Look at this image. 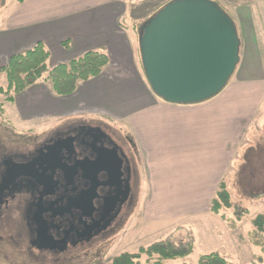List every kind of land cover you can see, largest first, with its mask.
Here are the masks:
<instances>
[{
    "label": "rangeland",
    "instance_id": "1",
    "mask_svg": "<svg viewBox=\"0 0 264 264\" xmlns=\"http://www.w3.org/2000/svg\"><path fill=\"white\" fill-rule=\"evenodd\" d=\"M168 1L126 0L127 10L124 14L127 16L125 21L120 20L119 23L126 27V41L134 51L136 68L132 74L123 76L119 75L120 70H115L118 81L110 78L105 68L100 76L102 80L95 77L87 83L93 84V90L87 96L90 104L110 113L133 114L117 121L105 118L102 113L84 118L90 119L87 123L92 125L97 122L109 124L118 131L126 132L137 142L142 181L136 211L114 234L88 249H80L74 261L56 260L51 256L35 259L30 256L25 244L17 242V238L9 240L13 235L11 230L0 228V264H113V259L122 253L135 254L141 247L164 239L185 241L190 234L195 244L193 254L166 261L165 264H198L201 255L212 252L221 254L230 264H254L258 263L260 256L264 258L261 248L250 240L252 219L264 214V99L256 103V108L249 115H245L243 109H235L221 125L215 122V112L218 111L219 115V111L223 110L222 104L216 101L218 96L198 104L171 105L151 91L141 67L139 31ZM213 1L232 18L234 11L244 14L243 26L258 24L264 37V0ZM17 4V0H0V23L7 19ZM249 12L251 17L256 16L252 22L246 16ZM134 29L136 39L133 38ZM247 56L246 52L241 53L240 62L227 86L235 82L243 84L240 79L246 78L249 73ZM37 84H44L48 91L51 89V84L45 78ZM0 86L7 87L4 74L0 75ZM0 102H3V112L0 113L2 141L29 143L41 139L46 131L62 126L52 121L53 127L51 122L37 128L30 127L25 124L28 122H20L10 116V104L5 102L4 97ZM171 106H190L193 111L181 116L169 112ZM158 125L169 127L171 131L172 126H180L185 137L180 138L175 131L172 138L156 145L160 149V155L156 156L149 151L156 143L153 137L157 135L154 133L153 136V132ZM138 131H144V134L140 135ZM220 181L227 184L231 194V208L224 211L225 215L235 219L237 215H242L234 230L210 212V203ZM86 252H90V256L82 257ZM141 261L142 264L146 263L145 259Z\"/></svg>",
    "mask_w": 264,
    "mask_h": 264
},
{
    "label": "flooded vegetation",
    "instance_id": "2",
    "mask_svg": "<svg viewBox=\"0 0 264 264\" xmlns=\"http://www.w3.org/2000/svg\"><path fill=\"white\" fill-rule=\"evenodd\" d=\"M43 134L29 143L0 139V228L35 259L74 261L136 211L138 144L104 122Z\"/></svg>",
    "mask_w": 264,
    "mask_h": 264
},
{
    "label": "crops",
    "instance_id": "3",
    "mask_svg": "<svg viewBox=\"0 0 264 264\" xmlns=\"http://www.w3.org/2000/svg\"><path fill=\"white\" fill-rule=\"evenodd\" d=\"M126 10V0H24L23 3L18 2L17 7L11 10L7 19L0 23V67L5 66L12 55L31 49L42 42L51 53L49 67L67 63L92 50L108 54L110 64L106 67V73L110 78L118 81V73L115 70H120L119 75L123 76L126 73L132 74L136 68L134 51L130 49L126 41V27L119 23L120 20L125 21ZM250 13L246 16L252 22L251 20L256 16L251 17ZM233 16L241 39L240 55L243 51L248 54L249 73L246 78L240 79L243 84L235 82L227 86L216 98V101L222 104L223 110L219 111V115L218 111L215 112V122L221 125L225 118L232 116L235 109H243L245 111L242 112L249 115L256 108V103L264 99V37L261 35V27L258 24H251V27L243 26L244 14L242 15L239 11H234ZM247 28L251 29L247 31ZM134 37L136 39L135 29ZM102 79L103 77L99 78V80ZM89 81L80 83L75 93L66 97L56 96L52 87L48 91L44 84L36 83L17 95L14 102L9 103V114L17 118V121L28 122L25 124L34 128L49 122L53 127L52 121H57L56 125L71 122L87 123L91 120L84 117L95 113H102L110 120H122L133 116L132 113H110L90 104L87 96L91 94L93 84H87ZM143 88L146 89L145 85ZM229 90L232 91L228 92ZM176 107L171 106L168 109L169 112H176L182 116L193 111L190 106ZM184 127L186 129L185 125ZM168 128L158 125L153 132V136L154 133L157 136L153 137L156 143L150 148L151 155H160V149L156 145L160 141L163 142L162 140L172 138L176 132L180 134V138L185 137L180 126L177 128L172 126V131ZM138 132L140 135L144 134V131Z\"/></svg>",
    "mask_w": 264,
    "mask_h": 264
},
{
    "label": "water",
    "instance_id": "4",
    "mask_svg": "<svg viewBox=\"0 0 264 264\" xmlns=\"http://www.w3.org/2000/svg\"><path fill=\"white\" fill-rule=\"evenodd\" d=\"M139 35L145 78L169 104L211 100L226 88L240 62L237 26L213 0H172Z\"/></svg>",
    "mask_w": 264,
    "mask_h": 264
},
{
    "label": "trees",
    "instance_id": "5",
    "mask_svg": "<svg viewBox=\"0 0 264 264\" xmlns=\"http://www.w3.org/2000/svg\"><path fill=\"white\" fill-rule=\"evenodd\" d=\"M172 1V0H170ZM164 3L158 10L164 7ZM23 3L24 0H17ZM157 10V11H158ZM156 11V12H157ZM51 53L42 42L37 43L31 49L19 52L10 57L5 66L0 67V75L4 74L7 79V87L0 86V99L12 103L15 97L45 78L57 96H70L75 93L79 84L92 78L99 77L110 64L108 54L99 51H88L82 56L67 63H61L49 67ZM3 102H0V113L3 112ZM231 208V194L224 181H220L216 194L210 203V212L219 217L227 226L234 230L237 228V219L228 217L224 211ZM253 230L250 234L251 243L261 248L264 254V214H258L252 219ZM195 249L194 240L189 235L185 241L164 239L156 241L147 247H141L138 253H122L113 259V264H165L166 261L185 258L193 254ZM198 264H230L221 254L212 252L201 255ZM264 264V258L259 257L258 263Z\"/></svg>",
    "mask_w": 264,
    "mask_h": 264
}]
</instances>
